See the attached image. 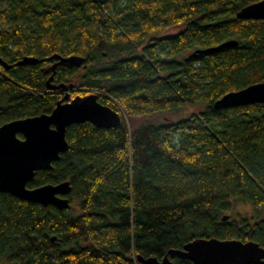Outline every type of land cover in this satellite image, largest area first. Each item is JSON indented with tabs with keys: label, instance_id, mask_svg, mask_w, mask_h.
<instances>
[{
	"label": "trees",
	"instance_id": "trees-1",
	"mask_svg": "<svg viewBox=\"0 0 264 264\" xmlns=\"http://www.w3.org/2000/svg\"><path fill=\"white\" fill-rule=\"evenodd\" d=\"M254 1L0 0V125L51 112L65 94L51 74L121 116L69 125L68 149L28 183L69 180L68 207L0 191V264H196L169 250L264 245V101L215 106L264 81V18L237 16ZM55 54L85 60L53 69Z\"/></svg>",
	"mask_w": 264,
	"mask_h": 264
},
{
	"label": "water",
	"instance_id": "water-1",
	"mask_svg": "<svg viewBox=\"0 0 264 264\" xmlns=\"http://www.w3.org/2000/svg\"><path fill=\"white\" fill-rule=\"evenodd\" d=\"M237 16L244 19L264 18V0H257L242 7ZM237 39H228L218 46L199 49L213 50L220 46L237 44ZM195 52L192 53L194 55ZM58 60L53 63H68L80 66L85 57L78 54H55ZM36 57L25 56L20 62H34ZM8 66L7 63H5ZM54 75L47 79L50 90L66 91L51 112L16 118L0 125V191L10 192L18 197L37 201L44 205L55 204L59 208L70 205L68 194L72 190L69 180L49 182L29 186L36 172L40 169H52L53 162L69 147L67 128L75 122L91 121L97 126L110 127L120 123L118 110L102 103L95 91L76 94L71 97L74 83H53ZM264 101V81L251 83L237 90H231L215 101L216 107H228L245 103ZM22 134V136L19 135ZM228 215L224 216L226 219ZM171 255L188 258L196 264H253L260 257L264 264V245L250 239H221L218 237H196L182 247L169 250ZM139 259L145 263L173 264L169 255L162 260L156 256Z\"/></svg>",
	"mask_w": 264,
	"mask_h": 264
},
{
	"label": "snow or ice",
	"instance_id": "snow-or-ice-1",
	"mask_svg": "<svg viewBox=\"0 0 264 264\" xmlns=\"http://www.w3.org/2000/svg\"><path fill=\"white\" fill-rule=\"evenodd\" d=\"M261 255H264V253H262ZM253 264H261L260 257H256L253 261Z\"/></svg>",
	"mask_w": 264,
	"mask_h": 264
},
{
	"label": "flooded vegetation",
	"instance_id": "flooded-vegetation-1",
	"mask_svg": "<svg viewBox=\"0 0 264 264\" xmlns=\"http://www.w3.org/2000/svg\"><path fill=\"white\" fill-rule=\"evenodd\" d=\"M55 90H59V91H61L59 88H58V89H55Z\"/></svg>",
	"mask_w": 264,
	"mask_h": 264
},
{
	"label": "rangeland",
	"instance_id": "rangeland-1",
	"mask_svg": "<svg viewBox=\"0 0 264 264\" xmlns=\"http://www.w3.org/2000/svg\"><path fill=\"white\" fill-rule=\"evenodd\" d=\"M60 90H62V89H60ZM65 93H66V91H64ZM71 93V92H70Z\"/></svg>",
	"mask_w": 264,
	"mask_h": 264
}]
</instances>
